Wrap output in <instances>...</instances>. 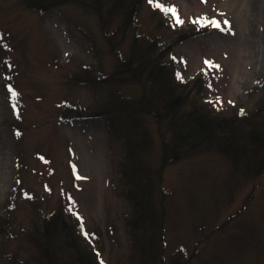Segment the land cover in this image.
<instances>
[{"label":"rangeland","instance_id":"374dc122","mask_svg":"<svg viewBox=\"0 0 264 264\" xmlns=\"http://www.w3.org/2000/svg\"><path fill=\"white\" fill-rule=\"evenodd\" d=\"M112 11L102 24L76 4L38 12L0 0V264L34 259L32 236L60 211L96 264H135L144 227L157 264H264V169L241 174L217 148L163 162L169 119L116 106L149 97L153 83L103 80L134 39H156L165 73L196 103L237 119L262 110L264 0H142L130 22ZM127 167L150 192L144 224L130 223Z\"/></svg>","mask_w":264,"mask_h":264},{"label":"trees","instance_id":"16d2710c","mask_svg":"<svg viewBox=\"0 0 264 264\" xmlns=\"http://www.w3.org/2000/svg\"><path fill=\"white\" fill-rule=\"evenodd\" d=\"M22 1L24 6L38 12H43L51 6L76 4L80 8L90 9L98 16L102 24L108 18V13H112L116 6L124 11V19L130 22L135 16L138 5L142 2V0H114L109 8L103 11V0ZM113 36L108 40L111 41ZM139 41L141 40H133L129 55L119 61L118 69L103 80L110 78L114 80L121 76L123 80L128 78L130 82H138L140 75H145L153 83L155 89L149 93V97L152 98L155 95L154 100H149L147 96L138 103H129L122 99L116 103V106L121 109L120 114L130 111H137V114L149 111L160 122L169 119L171 137L163 143V162L170 157L179 160L182 154L188 156L186 154L192 150L217 148L231 163L234 170L240 171L241 174H260L264 169V109L242 114L239 119H237L236 111H231L232 116L224 117L219 113L221 110L205 109L196 103L197 100L191 93H184L179 87H174L171 77L164 71L165 65L160 57L162 54L157 53L156 39L144 44H140ZM74 78L76 82L88 81L87 76ZM109 119L113 125L112 118L109 117ZM123 139L126 143V155H132V131L129 134H123ZM125 173L128 176L132 174L128 178V185L131 188L126 189L124 193L131 200L136 215L130 223L131 225L144 224L138 220L142 213L139 209L146 207L148 212L150 192L143 190L141 181L133 176L131 167H127ZM62 212H55L44 220L41 229L35 233L36 237L33 235L31 238L38 253L35 252L34 259L24 260L21 264H96L92 254L80 247L81 244L75 241V235L71 236L70 229L62 227L64 220V216L60 215ZM144 228H142L144 234L142 236L138 234L133 239L134 249L138 248V251H134L135 264H157L159 258L157 243L153 238L148 237L147 225L146 231L143 230ZM155 229L153 224L151 231L154 232ZM135 259L131 258V260Z\"/></svg>","mask_w":264,"mask_h":264},{"label":"snow or ice","instance_id":"6c2138e0","mask_svg":"<svg viewBox=\"0 0 264 264\" xmlns=\"http://www.w3.org/2000/svg\"><path fill=\"white\" fill-rule=\"evenodd\" d=\"M150 2H151V0H150ZM201 2L203 3V2H205V0H201ZM157 7H161L160 5H157ZM165 11H167V12H171V14L173 15V17L175 18V20H176V23L177 24H181V23H183V21H181L180 19H179V17L176 15V12H175V9L174 8H170V9H165ZM203 21H204V18H200V20H198V21H193L194 23H201L202 24V26H203ZM210 23H211V25L213 26V27H219V24H218V22H216L215 20H212V21H210ZM225 23V25H227V21H225L224 22ZM206 64H208L209 62H205ZM180 77L178 76V79H179Z\"/></svg>","mask_w":264,"mask_h":264}]
</instances>
